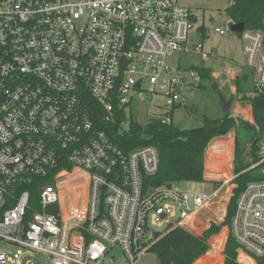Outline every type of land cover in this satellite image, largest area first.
<instances>
[{
  "label": "built area",
  "instance_id": "2783aa9c",
  "mask_svg": "<svg viewBox=\"0 0 264 264\" xmlns=\"http://www.w3.org/2000/svg\"><path fill=\"white\" fill-rule=\"evenodd\" d=\"M197 19L178 0H0V264H105L115 245L133 264L158 227L187 229L217 203L231 170L203 175L217 182L210 191L176 181L144 189L143 175L158 169L157 149L124 151L91 117L99 109L106 121L123 112L124 126L133 100L148 99V110H160L148 119L172 123L173 110L210 79L204 65L180 68L168 57H216L195 41L209 35ZM237 33L252 86L236 100L251 111L250 98L264 96V27ZM232 115L260 131L252 111ZM247 159L244 171L254 168L258 177L239 191L229 234L256 264L264 254V126L255 158ZM68 193L79 196L69 209Z\"/></svg>",
  "mask_w": 264,
  "mask_h": 264
},
{
  "label": "trees",
  "instance_id": "16d2710c",
  "mask_svg": "<svg viewBox=\"0 0 264 264\" xmlns=\"http://www.w3.org/2000/svg\"><path fill=\"white\" fill-rule=\"evenodd\" d=\"M228 16L233 22H243L245 28L264 27V0H233L226 8ZM210 74L209 68H207ZM207 69L201 68L203 79H210ZM242 89L236 87V97L241 99ZM253 121L260 127L255 131L253 124L240 117L235 118L229 111L220 117L201 116L199 125L189 128H179L172 123H162L160 119H148L138 123L130 118L126 127L121 125L124 113L119 112L114 119L104 120L99 109L92 113L93 122L105 129L106 135L117 143L124 151L142 145H153L159 155L158 169L154 174L143 175L144 189L155 187L172 181L189 180L203 181L205 152L212 138L224 136L233 131V171L234 187L227 203V213L222 224L230 222L234 211L236 197L244 184L257 178L253 169H244L250 164L248 157L255 158L257 142L264 126V96L250 98ZM250 111V115H251ZM250 117V116H249ZM245 117V118H249ZM230 140L226 142L227 145ZM219 145L217 141L214 147ZM247 150V153H245ZM222 177L227 172L216 169L207 173ZM220 225L213 222L201 234H194L182 226H175L165 231L155 230L154 241L147 250L153 252L158 264H192L195 259L204 254L208 248V237L219 229ZM235 240L229 234L224 255L225 264H238L236 262ZM256 264H264V254L257 258Z\"/></svg>",
  "mask_w": 264,
  "mask_h": 264
},
{
  "label": "rangeland",
  "instance_id": "374dc122",
  "mask_svg": "<svg viewBox=\"0 0 264 264\" xmlns=\"http://www.w3.org/2000/svg\"><path fill=\"white\" fill-rule=\"evenodd\" d=\"M179 3L188 7L197 13V21L203 22L206 32L209 35L198 38L195 41L202 43V51L209 53L213 51L216 57L201 56L198 52L178 51L168 57V63L175 65L178 63L180 68H186L190 65H204L207 69L208 76L218 84L216 89L211 87L210 82L204 81L202 86L192 96H189L186 105L178 106L173 110V124L179 128H189L200 124L201 116L220 117L224 112L219 100V93L225 98H232L230 113H236L244 117L250 116V109L244 102L236 100L235 87L239 86L242 91H247L252 86V70L245 64V58L242 52V40L237 32L230 29L231 18L228 16L226 8L230 6L233 0H178ZM203 11V14L201 13ZM215 26L224 27L227 31L225 34L214 32ZM224 66L226 69L223 70ZM247 75V79L238 78V75ZM151 105L148 99L133 100L132 117L139 123H144L155 111L148 110ZM125 124L124 126H126ZM230 140L229 145L226 142ZM217 141L219 145L214 147ZM233 150L234 134L233 131L224 136H217L211 139L205 152L204 176L208 172L219 169L220 167L230 174L233 171ZM247 153V150H245ZM223 174L222 178L224 177ZM205 178V177H204ZM207 179V177H206ZM232 179V178H231ZM231 179L222 187L221 193L217 196V203H213L204 209H201L193 220V224L187 229L194 234H201L211 222L220 225L216 232L208 237V248L204 254L193 261L192 264H225V245L229 237L228 223L222 224L227 213V203L232 195V189L235 186ZM181 188H192L196 190L210 191L217 182L211 180L176 181ZM81 198L83 190L79 191ZM79 197L76 193L66 194L64 200L65 206L69 209L75 204V199ZM81 202V201H80ZM160 230V228H157ZM1 247L8 250H14L15 247L7 243H1ZM236 262L245 264L247 258L236 248ZM252 264L250 261H247ZM105 264H130L118 245H115L106 253ZM133 264H158L156 256L149 250L139 252Z\"/></svg>",
  "mask_w": 264,
  "mask_h": 264
},
{
  "label": "water",
  "instance_id": "95a60500",
  "mask_svg": "<svg viewBox=\"0 0 264 264\" xmlns=\"http://www.w3.org/2000/svg\"><path fill=\"white\" fill-rule=\"evenodd\" d=\"M243 27H244L243 22H233L230 25V29L234 32L241 31L243 29ZM209 82H210L211 87L213 89H216L218 87V84L213 80V78L210 77ZM139 84H140V81H137L135 86L138 87ZM219 100L221 102L223 112H226L231 106L232 98H225L221 93H219Z\"/></svg>",
  "mask_w": 264,
  "mask_h": 264
},
{
  "label": "bare ground",
  "instance_id": "6f19581e",
  "mask_svg": "<svg viewBox=\"0 0 264 264\" xmlns=\"http://www.w3.org/2000/svg\"><path fill=\"white\" fill-rule=\"evenodd\" d=\"M225 68H223V70H224Z\"/></svg>",
  "mask_w": 264,
  "mask_h": 264
}]
</instances>
